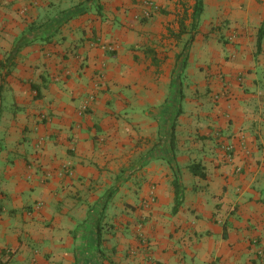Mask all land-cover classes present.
Listing matches in <instances>:
<instances>
[{"label": "crops", "instance_id": "crops-1", "mask_svg": "<svg viewBox=\"0 0 264 264\" xmlns=\"http://www.w3.org/2000/svg\"><path fill=\"white\" fill-rule=\"evenodd\" d=\"M152 1L0 0V264H264V0Z\"/></svg>", "mask_w": 264, "mask_h": 264}, {"label": "trees", "instance_id": "trees-1", "mask_svg": "<svg viewBox=\"0 0 264 264\" xmlns=\"http://www.w3.org/2000/svg\"><path fill=\"white\" fill-rule=\"evenodd\" d=\"M201 5L202 2L201 0H195L194 6H193V12L192 15L198 14L201 11ZM181 30V29H180ZM183 30V28H182ZM264 35V20L262 21L261 25L258 27L257 33H256V48L259 51L260 49V43H261V39L262 36ZM13 53V51H12ZM173 127L174 124L171 123L170 124V147L172 148V142H173ZM172 156H173V152H172ZM189 170L193 173V174H197L199 176H202V172L199 170V164L196 162H192L189 164ZM172 185H173V189H174V203L172 206V211L175 212L178 208V206L180 205L181 201H182V184L180 182L179 179V174L177 171V168L174 169V177L172 179Z\"/></svg>", "mask_w": 264, "mask_h": 264}, {"label": "built area", "instance_id": "built-area-1", "mask_svg": "<svg viewBox=\"0 0 264 264\" xmlns=\"http://www.w3.org/2000/svg\"><path fill=\"white\" fill-rule=\"evenodd\" d=\"M141 4L143 5V11H142V16L143 17H149L151 16L152 12L155 11V9L157 8L156 4L152 1V0H141ZM94 96L93 92L89 93L88 96V100H91ZM88 106V101L84 100V102L81 104V108L84 110L86 109V107ZM225 148V152H226V156L227 158H231V153H230V145L229 144H225L224 145ZM58 173L60 174H66V175H71L72 174V168L70 167V165L68 164H62ZM41 203H37V205H40Z\"/></svg>", "mask_w": 264, "mask_h": 264}, {"label": "rangeland", "instance_id": "rangeland-1", "mask_svg": "<svg viewBox=\"0 0 264 264\" xmlns=\"http://www.w3.org/2000/svg\"><path fill=\"white\" fill-rule=\"evenodd\" d=\"M222 35L218 36V40H223V43H226L228 41V38L223 37ZM227 145V144H226Z\"/></svg>", "mask_w": 264, "mask_h": 264}]
</instances>
